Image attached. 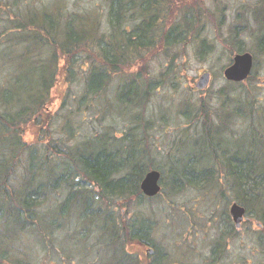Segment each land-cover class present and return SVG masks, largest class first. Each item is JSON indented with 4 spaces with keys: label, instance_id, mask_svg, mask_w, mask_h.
<instances>
[{
    "label": "trees",
    "instance_id": "1",
    "mask_svg": "<svg viewBox=\"0 0 264 264\" xmlns=\"http://www.w3.org/2000/svg\"><path fill=\"white\" fill-rule=\"evenodd\" d=\"M84 1L0 0V264H58L105 242L113 248L107 264H141L126 246L151 245L147 218L135 207L153 198L140 188L151 169L161 172V191L164 184L178 192L194 186L244 206L262 237L260 86L229 81L215 97L186 105L184 116L200 127L193 136L183 132L164 164L140 135L162 82L149 70L152 55L178 53L191 39L208 43L200 36L207 28L202 0H102L105 10L81 7ZM255 1L250 50L257 59L264 56V0ZM228 46L246 50L237 38ZM56 99L59 110L51 106ZM99 99L102 113L128 114L136 127L119 134L108 127L74 141L75 115L93 103L101 112ZM71 104L59 125L60 110ZM226 243L222 236V255Z\"/></svg>",
    "mask_w": 264,
    "mask_h": 264
},
{
    "label": "rangeland",
    "instance_id": "2",
    "mask_svg": "<svg viewBox=\"0 0 264 264\" xmlns=\"http://www.w3.org/2000/svg\"><path fill=\"white\" fill-rule=\"evenodd\" d=\"M201 2L204 7L203 20L207 28L200 36L207 38V45L200 47L196 39H191L178 53L174 50L156 57L152 55L153 59L149 65L150 72L162 82L153 91L147 105L146 116L150 123L139 130L140 135L146 136L144 138L146 144L155 152L157 164L166 162L165 155L176 148L186 129L189 136H193L196 128L200 127L199 120L190 122L184 116L186 105L197 103L203 98L215 97L212 95L229 82L223 71L238 53L228 46L232 39L234 41L237 38L243 42L245 51L251 52L250 48L254 47V34L256 35L257 28L252 17L254 12L252 6L255 0ZM82 6L105 10L102 0H85ZM255 63L257 64L254 70L255 77L253 75L250 81L251 73L247 80L240 83L245 86L257 84L260 86V96L264 99V56L259 55L257 59L254 57ZM207 71L211 73L209 85L204 89L197 88V81ZM75 88L79 90L78 82ZM56 90L60 91L63 88L59 86ZM115 90L114 81L108 92L111 98ZM99 102L101 111L105 100L99 99ZM51 106L53 110L58 109L60 100L56 99ZM71 106L73 104L64 109L60 108L59 125L67 119V116L63 115L74 108ZM244 122L237 125L239 131L244 130L246 123ZM74 124L76 134L74 141L102 132L108 127H112L117 134L136 127L130 115L108 110L99 112L96 103H93L89 110L83 109L76 114ZM54 135L59 133L56 132ZM31 136L30 133L27 138L30 140ZM197 151L193 149L192 152ZM184 155L189 161L192 160L189 159L188 153ZM169 185L164 184L163 191L157 197L143 200L135 206L145 215L150 225L148 239L153 252L149 250L150 247L130 242L126 246L130 255L138 256L141 264L156 261L163 264H264V235L261 237L260 225L257 222L251 221L245 215L240 227L235 225L233 228L235 224L233 219L230 224L225 220L226 212L230 214L231 206L225 204L221 196L194 186L184 187L179 192L171 191ZM59 196L60 194L57 195ZM63 196L64 194L60 199ZM134 210L127 211V214L134 215L136 213ZM222 236L227 240L224 255ZM93 243L95 241L90 240L88 244L91 246ZM101 245L108 244L105 242ZM101 245L91 246L94 247L93 252L90 249L76 250L72 253L73 256L64 255L58 264H107L112 257L113 248L108 250ZM133 262L136 263V259H133Z\"/></svg>",
    "mask_w": 264,
    "mask_h": 264
},
{
    "label": "water",
    "instance_id": "3",
    "mask_svg": "<svg viewBox=\"0 0 264 264\" xmlns=\"http://www.w3.org/2000/svg\"><path fill=\"white\" fill-rule=\"evenodd\" d=\"M254 68V55L250 51L238 52L233 56L232 62L224 69L225 78L230 82H243L247 80ZM211 81V73L204 72L196 83L197 88H206ZM142 192L149 197L158 195L162 190L161 172L158 169L149 170L140 183ZM246 209L234 202L230 207V214L237 227L244 220Z\"/></svg>",
    "mask_w": 264,
    "mask_h": 264
},
{
    "label": "flooded vegetation",
    "instance_id": "4",
    "mask_svg": "<svg viewBox=\"0 0 264 264\" xmlns=\"http://www.w3.org/2000/svg\"><path fill=\"white\" fill-rule=\"evenodd\" d=\"M145 247H147V248L150 247L149 250H151L153 252V249L151 248V245H145ZM150 264H163V263H161V262L157 263V261H156L155 263L150 262Z\"/></svg>",
    "mask_w": 264,
    "mask_h": 264
}]
</instances>
